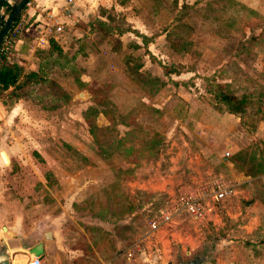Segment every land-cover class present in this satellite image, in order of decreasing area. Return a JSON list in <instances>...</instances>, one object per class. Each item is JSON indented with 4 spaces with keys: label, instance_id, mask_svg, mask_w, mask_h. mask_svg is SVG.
Instances as JSON below:
<instances>
[{
    "label": "rangeland",
    "instance_id": "374dc122",
    "mask_svg": "<svg viewBox=\"0 0 264 264\" xmlns=\"http://www.w3.org/2000/svg\"><path fill=\"white\" fill-rule=\"evenodd\" d=\"M78 4L62 43L74 59L44 81L19 75L0 103V242L50 231L62 264L76 250L84 264H264V0ZM24 8L21 69L36 71L47 48L33 49ZM214 182L230 194L149 229L170 200Z\"/></svg>",
    "mask_w": 264,
    "mask_h": 264
},
{
    "label": "crops",
    "instance_id": "0c3cea01",
    "mask_svg": "<svg viewBox=\"0 0 264 264\" xmlns=\"http://www.w3.org/2000/svg\"><path fill=\"white\" fill-rule=\"evenodd\" d=\"M79 0H28L26 5L25 12H27L30 16V20L32 21L33 29V49L37 48V45H40L41 48L48 47V40L52 38L62 49V43L67 42L71 39V36L74 31V27H76V32L78 29V25L74 26V22H79L81 18V13L83 11V7H79ZM59 27V30L56 28ZM28 30V29H27ZM24 31L17 41L14 42L13 51L9 59H7L5 65H16L21 68V66H25V57L26 53L25 46L27 45L26 38H29L27 32ZM61 42V44H59ZM34 53L31 50V55ZM34 54L32 55L33 58ZM31 57V56H30ZM35 58V57H34ZM31 66V70L33 69ZM2 96L0 95V103ZM3 105V104H2ZM44 234V233H43ZM51 235V233H50ZM14 235H11L12 237ZM43 236V235H42ZM52 238L50 240H41L39 237L36 244L40 243L42 245L40 255H30L27 252H19L18 250H13L14 259L10 264H20L17 259L30 258L31 256L40 257L41 262L44 259V264H62L61 253L59 249H56V239L52 234ZM47 250L51 251V258L48 256L43 257V253ZM23 251V250H22ZM82 254L80 252L77 253V250L74 252L72 258L66 260L67 264H84V258L81 257ZM26 259V260H27ZM24 262V261H23Z\"/></svg>",
    "mask_w": 264,
    "mask_h": 264
},
{
    "label": "built area",
    "instance_id": "2783aa9c",
    "mask_svg": "<svg viewBox=\"0 0 264 264\" xmlns=\"http://www.w3.org/2000/svg\"><path fill=\"white\" fill-rule=\"evenodd\" d=\"M5 3L9 6L7 2ZM27 3L28 0L26 1L25 5H27ZM2 11L3 6L0 7V12ZM25 23V15L24 13H20L18 17L14 19L12 25L3 36L0 44V65L6 63L7 59H9V57L11 56L14 41L19 35L20 31L23 29ZM56 30H59V27H57ZM230 192V185H225L220 182H214L200 189H197L187 195L180 196L174 200H170V210H161L160 215H157L149 221L148 227L150 230H153L156 229L159 225L168 222L172 213L171 211L176 212L178 209H180L181 211H185L189 214L198 216L201 214V201L203 198L211 196L215 200H221L225 198L228 194H230ZM127 256H129V253L127 254ZM20 264H41V259L37 256H31Z\"/></svg>",
    "mask_w": 264,
    "mask_h": 264
},
{
    "label": "trees",
    "instance_id": "16d2710c",
    "mask_svg": "<svg viewBox=\"0 0 264 264\" xmlns=\"http://www.w3.org/2000/svg\"><path fill=\"white\" fill-rule=\"evenodd\" d=\"M140 36L144 41L149 40L147 35L141 34ZM39 52L37 51L36 53H34L36 56H38V61H39L38 70L36 71L26 72L16 65H5V64L0 65V95L4 98V99L2 98V103L6 99L5 97L6 93H4V91L8 87H12V86H13V90L17 88L16 84L18 82L19 75L25 77L36 76L37 79H41L42 81H44L43 75H45V72H47L50 69H53L54 67L58 69H64V67L67 66L65 64L70 60H73L75 55H77V52L75 51L69 58L67 57L68 59H64L65 57L64 52L62 51L58 43H56L52 38L48 40V47L46 51H39ZM39 55L41 56L39 57ZM13 90L10 92H13ZM10 92L7 94L13 96V93ZM212 93L214 100L217 103L221 104L225 109L230 110L229 112H233L232 109L239 110L238 106L241 103L242 99H239L237 96L235 97L234 95H230L229 93H225L217 87L214 90H212Z\"/></svg>",
    "mask_w": 264,
    "mask_h": 264
},
{
    "label": "water",
    "instance_id": "95a60500",
    "mask_svg": "<svg viewBox=\"0 0 264 264\" xmlns=\"http://www.w3.org/2000/svg\"><path fill=\"white\" fill-rule=\"evenodd\" d=\"M27 0H0V7L3 6L5 2L9 4V11L6 17H4V13H0V42L2 41L3 36L8 31L10 26L12 25V21L18 17L23 6L25 5ZM0 157L4 163H9L8 156L5 151L0 150ZM3 232H7L5 226L1 227ZM45 239H50V231H45L43 234ZM33 244V245H32ZM27 243L24 238L20 235V232L16 230L14 236L6 237L4 240L0 242V264H10L8 261V249L18 250L22 249L27 253H31L32 251H36L40 243ZM197 255H193L192 259L188 261L187 264H201L204 256H200L197 261H193Z\"/></svg>",
    "mask_w": 264,
    "mask_h": 264
},
{
    "label": "flooded vegetation",
    "instance_id": "af4514ba",
    "mask_svg": "<svg viewBox=\"0 0 264 264\" xmlns=\"http://www.w3.org/2000/svg\"><path fill=\"white\" fill-rule=\"evenodd\" d=\"M4 11L6 12V14H5ZM8 11H9V6H8L6 3H4V4H3V11L0 12V13H4V17H6L7 14H8ZM13 21H14V20H13ZM13 21H12V22H13ZM0 44H1V42H0ZM200 256H201V255L197 254V257H196L193 261H194V262L197 261L198 258H199ZM191 259H192V257H190L189 259H186L185 261H181V260H179V261H177V264H187L188 261H190ZM8 261H9V263H10V259H9V257H8Z\"/></svg>",
    "mask_w": 264,
    "mask_h": 264
}]
</instances>
